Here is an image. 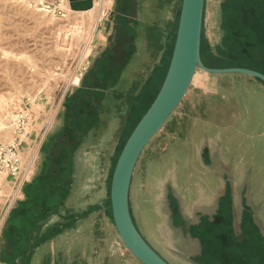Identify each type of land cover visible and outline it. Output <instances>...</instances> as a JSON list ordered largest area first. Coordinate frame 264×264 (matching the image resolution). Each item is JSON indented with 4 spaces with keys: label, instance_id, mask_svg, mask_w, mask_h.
Returning a JSON list of instances; mask_svg holds the SVG:
<instances>
[{
    "label": "crops",
    "instance_id": "crops-1",
    "mask_svg": "<svg viewBox=\"0 0 264 264\" xmlns=\"http://www.w3.org/2000/svg\"><path fill=\"white\" fill-rule=\"evenodd\" d=\"M111 1L107 21L97 27V56L86 75L92 78L102 68L101 78L90 86L85 103L97 110L125 108L130 118L149 108L162 87L183 0ZM29 116L30 135L23 145L33 176L20 185L7 176L0 184V264H142L125 246L116 253L103 250L105 220L115 226L110 178L118 145L105 164L97 127L83 133L71 125L62 150L36 168L41 128L33 110ZM114 117L111 145L119 140ZM169 119L160 131L167 138L175 135L163 155L172 163L163 166L169 180L162 190L149 187L136 202L142 225L156 230L150 234L165 254L142 235L170 264H264V132L258 118L249 121V145L231 133L229 120L194 122L187 112ZM185 126L187 137L178 133ZM72 138L79 142L74 150L68 149ZM87 139L96 147H87ZM130 208L136 222L132 195Z\"/></svg>",
    "mask_w": 264,
    "mask_h": 264
},
{
    "label": "rangeland",
    "instance_id": "rangeland-1",
    "mask_svg": "<svg viewBox=\"0 0 264 264\" xmlns=\"http://www.w3.org/2000/svg\"><path fill=\"white\" fill-rule=\"evenodd\" d=\"M103 1L93 0L90 4H84L76 0L74 11L68 0H0V140L5 143L13 142L14 115L33 110L39 118L41 128L34 146L38 168L49 164V154L62 150L64 134L70 132L71 125L84 131L83 133L97 127V148L105 153V164L106 155H112L118 145L113 158L111 185L117 160L150 107L135 110L128 118L125 108L102 106L97 110L85 103L89 100L87 96L91 93L90 86H94L102 74V68H98L96 75L86 79L97 56L93 51L97 27L107 21L108 8L111 6L101 13L99 6ZM225 1L206 0L205 3L203 39L207 49H213L214 52H217L224 37L221 25ZM44 2L55 5L58 9L40 11L38 8ZM239 55L244 62L251 57L247 51ZM33 66L35 69L32 70ZM87 86L88 90L85 89ZM35 103L39 105L37 108H34ZM184 112L194 122L214 119L218 122L231 121V133L238 134L241 143L249 145L252 142L250 120L257 117L264 132V85L247 76L214 75L198 71L188 94L168 123L174 118H181ZM114 115L113 122L118 120V124H114L113 129L119 130L114 136L116 139L119 137V140L118 144L116 140L111 145L109 129L112 126L109 123ZM188 128L182 127L178 133L187 137L190 131ZM162 134L163 132H158L143 152L133 177L130 198L132 195L137 228L150 239L155 249L164 253L150 234V231L153 233L156 230L153 227L145 228L136 212L137 200L145 198L149 187L154 185L153 187L162 190L169 180L163 166L171 168L172 163H166L164 154L171 141H175V135L167 138ZM88 139L85 144L90 147L92 142ZM68 144V149L74 150L79 142L72 138ZM91 147L95 148L96 144ZM23 148L25 149L24 145ZM234 151L235 148H232L231 154ZM32 176L30 174L28 178ZM4 177L1 176L3 179ZM1 178L0 184L4 181ZM3 195L1 192V196ZM2 214L0 211V227L3 223ZM102 239L103 250L107 253H116L115 248L124 246L115 226L109 223V218L104 222Z\"/></svg>",
    "mask_w": 264,
    "mask_h": 264
},
{
    "label": "water",
    "instance_id": "water-1",
    "mask_svg": "<svg viewBox=\"0 0 264 264\" xmlns=\"http://www.w3.org/2000/svg\"><path fill=\"white\" fill-rule=\"evenodd\" d=\"M206 0H183L173 55L162 87L126 142L111 182V207L116 230L142 264H170L144 238L130 208L133 177L139 160L155 135L176 111L198 71L214 75H242L264 82V74L249 68H210L202 60V33ZM71 9H75L71 5Z\"/></svg>",
    "mask_w": 264,
    "mask_h": 264
},
{
    "label": "trees",
    "instance_id": "trees-1",
    "mask_svg": "<svg viewBox=\"0 0 264 264\" xmlns=\"http://www.w3.org/2000/svg\"><path fill=\"white\" fill-rule=\"evenodd\" d=\"M222 18L221 29L224 37L217 52L207 49L203 39V22L204 64L210 68L243 67L264 74V0H226L223 4ZM243 51L250 52L251 57L248 61L240 59L239 53ZM255 80L264 85L263 81Z\"/></svg>",
    "mask_w": 264,
    "mask_h": 264
},
{
    "label": "built area",
    "instance_id": "built-area-1",
    "mask_svg": "<svg viewBox=\"0 0 264 264\" xmlns=\"http://www.w3.org/2000/svg\"><path fill=\"white\" fill-rule=\"evenodd\" d=\"M27 1V0H23ZM57 8L54 9V11ZM15 138L11 143L0 140V177H11L16 184H21L30 175L32 161H26L24 157V141L30 135L31 120L28 112L21 111L14 115Z\"/></svg>",
    "mask_w": 264,
    "mask_h": 264
},
{
    "label": "bare ground",
    "instance_id": "bare-ground-1",
    "mask_svg": "<svg viewBox=\"0 0 264 264\" xmlns=\"http://www.w3.org/2000/svg\"><path fill=\"white\" fill-rule=\"evenodd\" d=\"M72 7L76 5V0H68ZM79 3H84V4H90L91 1L88 2H84V0H78ZM112 1L111 0H104L101 5L99 6V10L102 13L104 9H106L107 7H109L111 5ZM56 8L55 5H50L46 2H44L43 4H41V6L38 8L40 11H46V12H50L53 11ZM105 14H103L104 16ZM35 69L34 66L32 67V70ZM79 81V79H77V82ZM2 127V126H1ZM5 130V129H4ZM1 178V177H0Z\"/></svg>",
    "mask_w": 264,
    "mask_h": 264
}]
</instances>
